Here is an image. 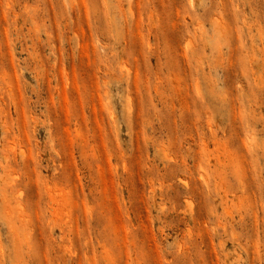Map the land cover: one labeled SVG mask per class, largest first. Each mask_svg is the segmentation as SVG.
<instances>
[{
    "label": "rangeland",
    "instance_id": "obj_1",
    "mask_svg": "<svg viewBox=\"0 0 264 264\" xmlns=\"http://www.w3.org/2000/svg\"><path fill=\"white\" fill-rule=\"evenodd\" d=\"M0 264H264V0H0Z\"/></svg>",
    "mask_w": 264,
    "mask_h": 264
}]
</instances>
